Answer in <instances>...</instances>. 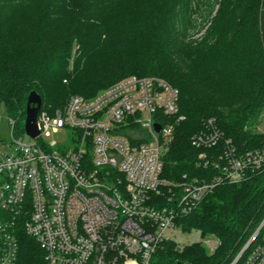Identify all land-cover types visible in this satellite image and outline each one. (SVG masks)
Returning a JSON list of instances; mask_svg holds the SVG:
<instances>
[{
    "label": "built area",
    "instance_id": "obj_1",
    "mask_svg": "<svg viewBox=\"0 0 264 264\" xmlns=\"http://www.w3.org/2000/svg\"><path fill=\"white\" fill-rule=\"evenodd\" d=\"M179 102L166 80L129 76L95 97L72 96L63 109L42 105L32 138L0 97V264L19 263L21 231L37 242L44 264H152L163 243L183 247L180 237L193 232L178 221L216 186L264 169V148L239 155L227 141L211 182L162 178ZM53 135L66 140H48ZM222 136L210 120L193 145L216 147ZM244 255L241 264H264V219L233 264Z\"/></svg>",
    "mask_w": 264,
    "mask_h": 264
},
{
    "label": "trees",
    "instance_id": "obj_2",
    "mask_svg": "<svg viewBox=\"0 0 264 264\" xmlns=\"http://www.w3.org/2000/svg\"><path fill=\"white\" fill-rule=\"evenodd\" d=\"M101 2L99 6H104L107 0ZM134 4L127 15L98 27L90 38L80 39L77 55L73 54L76 32L57 33L61 28L51 16L56 6L53 0H0V19L3 11L9 15L0 20L1 28L11 26L16 18L18 26L27 23L33 9L42 17L39 31L24 47H0V97L19 128L25 124L33 91L42 97L43 110L53 112L63 109L72 96L95 97L100 89L123 77H158L180 91V113L172 118L175 138L164 156L162 178L177 183L187 176L211 182L219 174L212 163L224 155L227 141L239 155L263 149L264 134L254 129L264 111V0H221L205 36L197 43L185 40L187 0H168L167 9L153 16L149 13L155 8L146 10ZM142 16L149 24L139 35L149 37L154 45H140L138 56L131 61L114 54L118 48L111 42H117L114 36L118 30L132 18L133 24L143 22ZM108 53H113L114 59L105 57ZM73 56L76 69L70 83L75 92L65 102L66 89L60 80ZM210 120L223 134L222 139L216 147L198 148L193 138L209 128ZM202 154L210 162L207 166L201 161ZM263 219L264 169L239 184L216 186L195 211L178 221L185 232L216 238L219 244L213 252L201 242L184 247L165 242L152 264H233ZM19 239L18 264H44L37 242L23 231ZM245 255L236 264H241Z\"/></svg>",
    "mask_w": 264,
    "mask_h": 264
},
{
    "label": "rangeland",
    "instance_id": "obj_3",
    "mask_svg": "<svg viewBox=\"0 0 264 264\" xmlns=\"http://www.w3.org/2000/svg\"><path fill=\"white\" fill-rule=\"evenodd\" d=\"M101 1L102 0H64V2H62L61 0H53L56 8L53 7V14L51 16L53 17L54 22L60 23L61 28V30L57 31V33L69 34L70 32H76L77 42L75 41L73 45L75 47L73 54H76L77 52L78 55V51H81L80 39L90 38L93 34V31H95V29L98 27H103L106 23L112 22L113 19L117 18V20H119V18H122V16L127 15L128 11L130 10L131 12L133 9L135 5L134 2L138 4L137 6L144 7L146 10H149V8H155L154 12L149 13L152 16L155 15V13L158 14L160 11H165L168 5V0H107V3L109 4L106 3L107 5L104 4V6H99L102 4ZM119 3H126L127 6L118 7L120 5ZM187 3L188 5L184 10L183 15L184 29L187 34V39L185 40L187 42L196 41L197 43L205 36L207 29L211 25L212 18H214L220 7L221 0H187ZM72 7L73 9H76V11H72L73 13H68V11H65L67 8L71 9ZM75 12L77 14L76 19H74V15L76 16ZM18 13H20V11H18L16 14ZM39 13L40 12L38 9H33L30 13V16L27 18L28 22L22 23L20 26H18V20L16 18L11 26H5L2 28L0 27V47H24L26 41L35 35L40 29L42 17L39 18ZM124 13L125 15H123ZM145 15L146 14H144V16ZM1 16V19H6L9 17L6 11L1 12ZM144 16H142L144 19L143 22H140L139 24H133L135 20L132 18L128 24H125L121 30H118L116 36H114L117 42H111V44L118 48L114 54L118 53V55L121 54V56H126L128 57V60L131 61L138 56L140 52V45L143 43L154 45V41L150 42L149 37H142V34L139 35L143 28L149 24L147 23L148 18ZM73 28H75V30ZM54 30L55 28L53 31ZM111 56L114 59L115 56H113V53H108L105 55V57ZM74 59L75 56H73L70 64L66 67V73L64 74L65 76L62 75L64 77L60 80L62 87H65L66 89L63 99L65 102L75 92L73 89H71L70 83V80L74 76L76 69ZM124 78L126 77L121 78V80ZM103 89H100L98 92L100 93ZM143 120H147L146 115H143ZM254 131L264 134V111L260 118V124L255 127ZM24 138L26 142L33 141V139L28 136ZM48 140L61 143L66 139L62 135H53ZM198 238L199 233L196 232H193L190 235L182 236L179 240L180 245L183 247L191 245L195 242L194 240H196L198 243ZM203 240L204 241L201 243L205 244L211 252H213L219 244L218 240L214 237H210L208 239L203 238ZM207 240H209V244L205 243Z\"/></svg>",
    "mask_w": 264,
    "mask_h": 264
},
{
    "label": "water",
    "instance_id": "obj_4",
    "mask_svg": "<svg viewBox=\"0 0 264 264\" xmlns=\"http://www.w3.org/2000/svg\"><path fill=\"white\" fill-rule=\"evenodd\" d=\"M43 105V100L41 96L33 91L29 94L27 109H26V120H25V131L28 136L36 138L40 135L38 130V114ZM157 132L161 131L160 125H155Z\"/></svg>",
    "mask_w": 264,
    "mask_h": 264
}]
</instances>
